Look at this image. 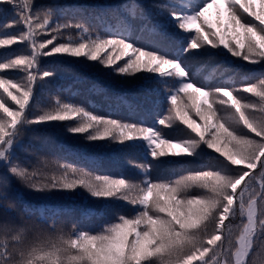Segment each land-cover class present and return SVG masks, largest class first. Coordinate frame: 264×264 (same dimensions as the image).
I'll use <instances>...</instances> for the list:
<instances>
[{
    "label": "snow or ice",
    "instance_id": "snow-or-ice-1",
    "mask_svg": "<svg viewBox=\"0 0 264 264\" xmlns=\"http://www.w3.org/2000/svg\"><path fill=\"white\" fill-rule=\"evenodd\" d=\"M3 5L10 6L12 19L0 24V36L9 37L0 38V46L20 42L25 50L0 56V214L18 210L9 196L13 181L31 192L83 189L93 198L123 200L132 214L116 213L95 231L54 221L42 228L23 215L19 221L0 215V264H264V67L215 84V70L202 77L203 62H196L198 55L217 49L264 65V0L152 4L158 14H168L169 26L181 31L175 41L150 23L151 14L139 4L127 7L122 31L104 33L61 18L63 9L56 4L0 0V13L9 11ZM213 8L214 21L206 16ZM134 20L146 23L136 28L130 23ZM11 27L21 30L10 33ZM172 43L178 46L170 53L166 45ZM197 49L203 53L189 56ZM55 54L84 57L120 75L153 74L147 78L163 86L166 114L146 126L96 114L59 96L41 106L35 85L53 75L41 59ZM53 122L89 142L143 141L153 160L191 157L201 163L193 167L184 161L187 166L178 177L155 181L150 164L133 160L128 163L140 172V180L60 160L22 164L17 153L26 135L36 125ZM158 125L173 128L175 135ZM204 146L219 155L205 159ZM20 206L42 222L61 215L22 197ZM237 217L239 223L233 224Z\"/></svg>",
    "mask_w": 264,
    "mask_h": 264
},
{
    "label": "trees",
    "instance_id": "trees-1",
    "mask_svg": "<svg viewBox=\"0 0 264 264\" xmlns=\"http://www.w3.org/2000/svg\"><path fill=\"white\" fill-rule=\"evenodd\" d=\"M170 2L173 0H35V6L43 7L56 4L63 9L59 13L61 18L83 21L94 30L104 33L106 31H122L125 21L128 20L127 7L139 4L143 5L144 9L151 14L150 23L159 25V30L166 32L168 37L175 41L180 37L181 31L169 26L166 12L158 14V9L150 7L154 3ZM3 7L9 11L0 13V24L10 22L12 19L10 6L3 5ZM206 16L214 21L215 9H209ZM130 23L139 28L146 21L134 20ZM20 30L16 27L7 29L10 33ZM0 38L9 37L0 36ZM43 38H50V36ZM177 46L172 43L167 44L166 48L171 53ZM48 47L51 48V45ZM24 50L25 45L20 42L0 46V56L5 52L11 54ZM196 53H203V50H191L189 56ZM211 53L214 54L198 55L196 62H203L204 67L200 72L202 77H207L215 70L211 78V82L215 84L221 83L229 76L239 80L249 72L258 71L264 67V65H251L239 58L231 57L230 54L225 56L217 49H211ZM120 63H123V60ZM41 66L53 73L50 78H45L42 83L37 82L35 85L36 99L41 106L49 104L54 97L59 96L62 100L83 105L96 114L132 122L143 121L146 126L154 124L158 119V114L161 116L166 114L168 105L163 86L157 85L154 80L147 78L153 74L140 72L135 75H120L96 61L61 54L42 58ZM5 71L10 75L14 74L10 70ZM10 91L15 94V89H10ZM242 95L248 99H255L248 93H242ZM191 115L199 122V118L195 116L194 112ZM158 127L169 136L175 135L173 128L160 125ZM179 127L184 128L185 126L179 125ZM23 144L24 147L19 149L17 155L19 161L28 167L36 165L39 160H60L94 173L112 177L123 175L136 180L142 178L141 174L128 163L129 160L150 164V176L154 181L178 177L181 174L180 169L187 166L184 161L190 162L193 167L201 163L191 157L167 156L153 160L143 141H137L135 144L126 142L124 145L108 141L89 142L81 134L67 132L62 122L34 126L33 130L24 138ZM203 155L207 159L209 156H218L219 154L204 146ZM255 171L258 173L259 167ZM9 196L17 202L18 210L0 215L11 216L17 221L23 215L30 222L38 223L42 228H47L48 223L54 221L57 226L63 225L65 228L76 223L80 228L95 231L105 221L113 219L116 213L132 214V207L125 201L93 198L83 189L38 193L31 192L13 181ZM21 197L31 205L47 206L50 210L60 212L61 215L52 216L47 222L40 221L37 216H28L20 206ZM239 221L240 218L237 217L232 223L237 224ZM225 223L227 224L228 221Z\"/></svg>",
    "mask_w": 264,
    "mask_h": 264
}]
</instances>
